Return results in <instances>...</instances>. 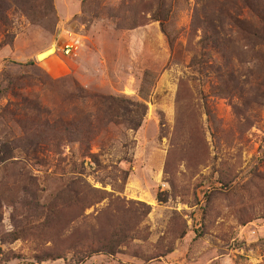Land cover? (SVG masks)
Returning a JSON list of instances; mask_svg holds the SVG:
<instances>
[{
  "label": "rangeland",
  "instance_id": "1",
  "mask_svg": "<svg viewBox=\"0 0 264 264\" xmlns=\"http://www.w3.org/2000/svg\"><path fill=\"white\" fill-rule=\"evenodd\" d=\"M12 2L0 264H264V0Z\"/></svg>",
  "mask_w": 264,
  "mask_h": 264
},
{
  "label": "trees",
  "instance_id": "2",
  "mask_svg": "<svg viewBox=\"0 0 264 264\" xmlns=\"http://www.w3.org/2000/svg\"><path fill=\"white\" fill-rule=\"evenodd\" d=\"M12 1H15V0H0V14L4 15V13L6 12L7 8L10 7L11 3H13Z\"/></svg>",
  "mask_w": 264,
  "mask_h": 264
},
{
  "label": "water",
  "instance_id": "3",
  "mask_svg": "<svg viewBox=\"0 0 264 264\" xmlns=\"http://www.w3.org/2000/svg\"><path fill=\"white\" fill-rule=\"evenodd\" d=\"M54 48H55V45H53V47H52V48H50V49L46 50L45 52H43V53L39 54V55H38V58H40V56H41L42 54H44V53H47V52H49V51L53 50Z\"/></svg>",
  "mask_w": 264,
  "mask_h": 264
},
{
  "label": "bare ground",
  "instance_id": "4",
  "mask_svg": "<svg viewBox=\"0 0 264 264\" xmlns=\"http://www.w3.org/2000/svg\"><path fill=\"white\" fill-rule=\"evenodd\" d=\"M44 56H46V53L42 54L39 59L43 58Z\"/></svg>",
  "mask_w": 264,
  "mask_h": 264
}]
</instances>
